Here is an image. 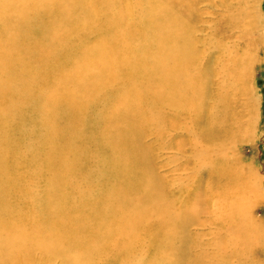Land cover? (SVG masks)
<instances>
[{
  "label": "bare ground",
  "instance_id": "bare-ground-1",
  "mask_svg": "<svg viewBox=\"0 0 264 264\" xmlns=\"http://www.w3.org/2000/svg\"><path fill=\"white\" fill-rule=\"evenodd\" d=\"M244 2L0 0V264H244L254 256L260 231L249 227L234 246L226 239L242 230L245 203L230 195L234 186L248 195L247 181L195 145L198 135L226 140V124L238 119L223 101L236 93L211 89V80L216 64L215 77H226L233 56L224 59L232 54L223 29L243 27ZM219 8L226 12L213 29L202 17ZM205 24L221 41L208 35L203 64L195 33ZM203 97L211 102L197 105ZM201 116L204 130H191ZM149 129L161 152L186 160H173L178 181L155 168ZM207 169L204 190L190 188ZM205 207L223 229L212 236L208 226V242Z\"/></svg>",
  "mask_w": 264,
  "mask_h": 264
},
{
  "label": "rangeland",
  "instance_id": "rangeland-1",
  "mask_svg": "<svg viewBox=\"0 0 264 264\" xmlns=\"http://www.w3.org/2000/svg\"><path fill=\"white\" fill-rule=\"evenodd\" d=\"M243 7H245V18L242 17V19L240 20V23H242L243 20L245 22L243 27L242 25H240L235 30L223 29L226 35V37L222 38L224 39L222 40V42L226 44L224 48H227V52H231L230 54H232H227L226 56H224V59L230 60L228 56H233V60H230V65L228 64L229 69L226 72V77L223 76L222 80H218L219 76L215 77L218 70L222 67L221 64H216V66L212 69L214 71L217 67V71L214 73L211 80V89L214 90V88L217 87V83L218 91L223 89L222 91L225 92L227 96H233L236 93L235 100L223 101L230 104L226 106V108H230L231 110L236 111L238 119L234 125L226 124L225 130L231 132H228L229 134H227L226 140H222V138L219 137L217 139L218 141L216 140V142L209 144L205 142L203 138H201V135H198L195 139V145L197 144V146L199 147L198 149L200 151L202 150L204 154L205 152L217 153L215 160L219 162V165L223 163H229L230 165L232 164L235 167L234 169L240 172V178L244 181H247V187L249 190L248 195H241L242 192L241 194L237 193V186H234V191H232V194L230 195V202L235 200L234 203L236 204L238 203L242 205V203H245L243 204L245 212L243 211L239 214L241 215L240 220L242 219V222L244 220L245 221L242 224L243 227L241 232H239L240 230L236 231V229H233V232L231 231V233L228 232V234H226V239L228 240L227 243L234 246L236 243L246 242L244 233L245 231L247 232V229L250 227V229H255L256 233L257 231L261 232L260 244L262 246V244L264 243V0H247V2L243 3ZM239 10V6H234L233 11L235 14H238ZM224 11V8H219L216 11H210V14H207L203 17L199 13V17L204 18V23L206 24H212L213 22H215L216 26L213 28L215 29L216 27H218L217 20H221V16L224 14ZM199 12L204 11L200 10ZM230 21L232 20H228L226 17L222 19V23H229ZM206 24L204 26H201L199 28V31L197 30V32L195 33L197 45L196 48L199 54L198 58L203 59L201 60L203 64V61H205L204 57L206 53L209 52L208 50L205 52V41L208 35L210 34L211 36L212 34L215 39H217L219 42L221 41V38L213 33V29H211L210 26ZM221 53H215L214 58H216L218 54ZM207 56L208 55H206V57ZM234 69V74H236L235 78H232V71H234ZM202 100H200L197 105H207V103L211 102V100L205 99L204 97L202 98ZM226 108H224V110ZM206 120L207 117L205 116L199 117L198 119H196L197 126H194L193 121H190L189 124L191 130L193 129V127L197 128L198 131L204 130V127H206ZM229 126H235V128L231 130ZM150 131L151 130L149 129V134ZM157 136L158 135H156L154 131L153 133L151 132V134L146 138H144V144L152 148L150 151L154 153V156L157 155V157L155 158V165L157 167L155 168L157 169L163 166L160 169V174L163 173L165 179L171 183L174 181H178V179L176 180L175 178H173V176H171V174L173 173L172 168L174 166L173 160H178L182 164L185 163L186 160L184 161L183 157L176 155V151H171L173 150L171 148H167L161 152L158 146L159 142L156 139ZM160 136L164 137L163 142L165 141V143L167 142L166 144H169L171 138V131L169 130V127H166V131ZM189 155L190 157H187L188 160H190L189 163H195L193 156H191V154ZM195 156L196 158H198L196 162L198 164H201L203 162V157L201 156V154L199 157L197 155ZM182 166H186V164L181 165V167ZM189 168L190 169L188 170H191V167ZM186 173L188 174L189 171H186ZM210 174L211 169H207L206 171L204 170V174L201 175L202 184L200 182L193 184L194 182L192 181L189 182L190 188L194 186L193 188L195 189V186L197 185L198 187L200 186L199 189L203 191V185L205 188L208 180L207 177H209ZM203 176L206 177L204 178L205 181L203 180ZM184 180L186 179L182 177L181 179H179V182H183ZM169 192L171 193V195H174V197H182V193L180 194V191L178 192L177 190H173V188L172 190L169 189ZM235 196L238 199H236ZM223 198L224 197L219 198V200L217 199L216 201L215 198H213L215 205L220 206V200H223ZM207 199H209V197L202 199L200 198L198 201L203 205L204 201H207ZM227 203L229 202L222 203L223 212H227V214H229L228 216L231 217V214L235 212V208L234 206H230L229 204L226 211L225 205ZM212 207H205L209 214L201 215V219L207 220H205L206 222L204 223V225H206L204 227L206 233L203 237L206 242L211 239V237L209 236L210 229L213 232L212 236L218 229H220L223 235V229H221L222 225L218 222V220L216 221L213 218L214 208ZM251 222H253V225ZM238 224L240 225L239 222ZM228 225H231V223H229ZM208 226L210 229H207ZM196 227L201 228V226ZM250 240H247L248 244ZM261 246L258 245V250L255 251L252 258H243L244 264H264V245L259 250V247ZM209 253H212L214 255L211 250H209ZM237 260L239 259L237 258ZM232 261H236V258H233Z\"/></svg>",
  "mask_w": 264,
  "mask_h": 264
}]
</instances>
